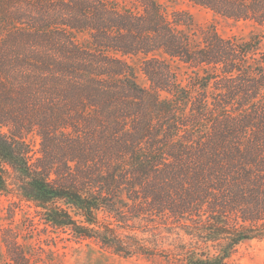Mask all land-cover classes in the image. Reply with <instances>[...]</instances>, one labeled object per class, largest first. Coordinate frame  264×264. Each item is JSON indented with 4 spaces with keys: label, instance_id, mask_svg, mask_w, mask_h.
Instances as JSON below:
<instances>
[{
    "label": "trees",
    "instance_id": "obj_1",
    "mask_svg": "<svg viewBox=\"0 0 264 264\" xmlns=\"http://www.w3.org/2000/svg\"><path fill=\"white\" fill-rule=\"evenodd\" d=\"M125 1L0 0V190L122 258L226 264L264 241V0H182L262 30L197 41Z\"/></svg>",
    "mask_w": 264,
    "mask_h": 264
},
{
    "label": "rangeland",
    "instance_id": "obj_2",
    "mask_svg": "<svg viewBox=\"0 0 264 264\" xmlns=\"http://www.w3.org/2000/svg\"><path fill=\"white\" fill-rule=\"evenodd\" d=\"M131 1L126 0L124 3L131 6ZM159 2L169 19H173L174 14L180 11L191 16L192 25L182 28L195 41L199 39L200 29L208 25H213L223 37L248 39L262 31L250 21L227 20L186 1ZM261 49L264 50V45ZM125 60L133 67L136 81L147 87L148 82L140 70V58L130 56L125 57ZM178 72L184 80L185 69L181 68ZM30 140L33 153L37 155L39 140L37 137H31ZM8 173L7 177L2 174L6 180V188L0 190V264H14L13 257L8 254V247H12V243L22 249L26 264H183L178 261L169 262L163 256L122 258L101 248L94 240L76 239L68 231L51 228L42 221L32 204L21 199L14 184V175ZM169 240L170 238L164 240L162 245L167 246ZM226 264H264V241L252 240L239 245Z\"/></svg>",
    "mask_w": 264,
    "mask_h": 264
}]
</instances>
